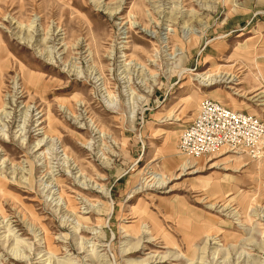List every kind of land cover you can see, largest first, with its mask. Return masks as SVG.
I'll list each match as a JSON object with an SVG mask.
<instances>
[{
	"label": "rangeland",
	"instance_id": "1",
	"mask_svg": "<svg viewBox=\"0 0 264 264\" xmlns=\"http://www.w3.org/2000/svg\"><path fill=\"white\" fill-rule=\"evenodd\" d=\"M205 97L264 120V0H0V264H264V149L177 150Z\"/></svg>",
	"mask_w": 264,
	"mask_h": 264
},
{
	"label": "built area",
	"instance_id": "2",
	"mask_svg": "<svg viewBox=\"0 0 264 264\" xmlns=\"http://www.w3.org/2000/svg\"><path fill=\"white\" fill-rule=\"evenodd\" d=\"M264 149V120L232 110L212 98H203L194 118L182 129L177 150L188 160L227 150L256 152Z\"/></svg>",
	"mask_w": 264,
	"mask_h": 264
},
{
	"label": "bare ground",
	"instance_id": "3",
	"mask_svg": "<svg viewBox=\"0 0 264 264\" xmlns=\"http://www.w3.org/2000/svg\"><path fill=\"white\" fill-rule=\"evenodd\" d=\"M207 74L206 73H203L202 75L201 74H199V75H197L196 77H197V79L198 80H201V82H203L206 86H210V85H214V84H217V83H224V84H231L232 82H234V79L232 78V76L231 75H223V76H218V77H210V76H206ZM40 144V143H39ZM39 144H38V146H39ZM43 146V145H42ZM228 153V152H230V151H227V150H222V151H220L219 153H217V154H220V153ZM233 153V152H232ZM234 154H237V153H234ZM191 165L193 164V162L192 163H190ZM197 164V163H196ZM195 164V165H196ZM190 165V166H191ZM195 165H193V166H195ZM186 167V168H184L183 170H188V169H193L194 167ZM193 172H196V171H193ZM54 181H57V180H54ZM166 183L164 182V180H162L161 181V184H160V186H164ZM55 186V185H54ZM50 187H51V185H50ZM66 205V204H65ZM150 236L151 235V232H150V230H144V231H142V236ZM206 246V245H205ZM138 247H139V245L137 244L136 246H133V248H130V249H127L126 250V252L127 251H135V250H137L138 249ZM205 248V247H204ZM131 254V253H130ZM168 256L169 255H167V256H163V257H160L159 258V260L161 261V262H164L165 261V258L167 257L168 258ZM171 257H175V260H178V255L177 256H175V255H173V256H171ZM170 257V258H171ZM170 258H168V260L170 259ZM155 260V259H154ZM144 263H146V260L145 261H142L141 263H134V264H144Z\"/></svg>",
	"mask_w": 264,
	"mask_h": 264
},
{
	"label": "crops",
	"instance_id": "4",
	"mask_svg": "<svg viewBox=\"0 0 264 264\" xmlns=\"http://www.w3.org/2000/svg\"><path fill=\"white\" fill-rule=\"evenodd\" d=\"M263 111H264V110H263ZM195 115H196V113H195ZM195 115H194V116H195ZM194 116H193L192 118H189L188 121H187V123L190 122V121L194 118ZM221 154H224V152L221 153ZM221 154H220V155H221Z\"/></svg>",
	"mask_w": 264,
	"mask_h": 264
}]
</instances>
